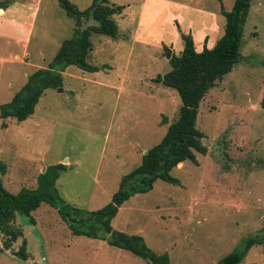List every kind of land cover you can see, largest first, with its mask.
<instances>
[{
    "label": "rangeland",
    "instance_id": "374dc122",
    "mask_svg": "<svg viewBox=\"0 0 264 264\" xmlns=\"http://www.w3.org/2000/svg\"><path fill=\"white\" fill-rule=\"evenodd\" d=\"M6 1V0H0ZM0 13V106L18 94L27 77L48 67L76 28L58 0H7ZM80 11L92 0H69ZM120 6L112 19L118 36L91 34L86 62L62 73V86L47 89L26 120H0L3 188L35 189L38 176L61 164L55 183L64 204L86 211L110 202L121 178L141 163L177 117V93L158 77L170 70L167 53L183 49L190 34L195 50L211 49L223 34L221 8L234 0H109ZM91 24V22H88ZM241 61L205 95L196 127L206 154L185 161L151 191L126 201L113 230L139 235L170 264H218L245 238L264 229V0H253L243 28ZM61 90V92H59ZM30 218L16 215L23 236L9 250L0 235V264H147L106 240L73 236L47 203ZM26 240L28 258L14 253ZM240 264H264V242Z\"/></svg>",
    "mask_w": 264,
    "mask_h": 264
},
{
    "label": "trees",
    "instance_id": "16d2710c",
    "mask_svg": "<svg viewBox=\"0 0 264 264\" xmlns=\"http://www.w3.org/2000/svg\"><path fill=\"white\" fill-rule=\"evenodd\" d=\"M252 1L234 0L230 11L221 8L225 19L223 34L211 49L204 48L197 52L192 36L181 34L182 51L170 57V70L158 77V80L162 79L163 86L177 93L181 102L177 117L167 127L162 139L142 156L139 166L121 178L117 191L104 207L86 211L64 204L55 188L56 181L65 170L61 164L46 167L39 174L35 189L24 188L12 194L3 188L0 181V235L3 248L9 250L23 236L21 229L14 225L16 215L28 217L33 223L31 213L44 202L57 210L73 236L106 240L109 246L139 257L147 264H170L166 254L158 256L153 253L141 236L113 230L111 221L126 201L134 195L151 191L156 181L177 185L178 180L172 178L170 172L185 161L197 164L195 153L206 154L204 135L196 127L198 109L205 95L241 61L243 28ZM58 4L69 18L75 20L73 35L62 42L47 68L30 74L21 91L9 103L0 106L2 127H6L3 123L6 119L22 122L31 116L45 90L62 86L61 73L66 68L75 66L87 72L99 70V67L86 62L92 47L91 34L111 39L118 36V26L112 17L120 14L121 7L109 4V0H92L84 11H80L69 0H58ZM8 6L9 1H0V9L4 10ZM261 106L264 109V99ZM4 170L0 164V172L4 173ZM262 232L245 238L238 250L227 254L218 264H240L254 245L264 242V229ZM14 255L22 260L28 258L25 239Z\"/></svg>",
    "mask_w": 264,
    "mask_h": 264
},
{
    "label": "water",
    "instance_id": "95a60500",
    "mask_svg": "<svg viewBox=\"0 0 264 264\" xmlns=\"http://www.w3.org/2000/svg\"><path fill=\"white\" fill-rule=\"evenodd\" d=\"M3 12V10L2 9H0V13H2ZM170 58V51L167 53V59H169ZM160 81H162V79H160ZM59 92H61V90H59ZM147 152H145L144 153V155L146 154Z\"/></svg>",
    "mask_w": 264,
    "mask_h": 264
}]
</instances>
